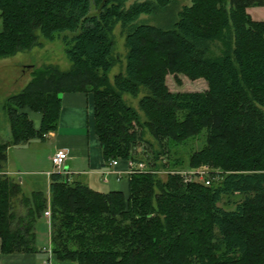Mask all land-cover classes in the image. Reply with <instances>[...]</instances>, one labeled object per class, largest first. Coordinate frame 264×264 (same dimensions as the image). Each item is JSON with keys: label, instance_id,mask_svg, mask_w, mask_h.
<instances>
[{"label": "trees", "instance_id": "obj_1", "mask_svg": "<svg viewBox=\"0 0 264 264\" xmlns=\"http://www.w3.org/2000/svg\"><path fill=\"white\" fill-rule=\"evenodd\" d=\"M128 1L0 0V58L59 39L71 65L33 70L3 105L10 137H0L1 253L39 251L36 224L49 209L48 242L59 261L264 264V20L246 11L264 0H188L166 27L139 19L175 0ZM117 23L127 53L111 81ZM168 75L205 89L171 91ZM141 89L143 118L123 99ZM63 92L92 93L104 166L136 159L143 142L152 147L146 133L159 147L154 161L169 144L204 134L188 167L208 165L210 184L179 171L161 178L148 156L149 169L128 175L126 193L93 189L66 171L50 172L48 192L25 186L6 172L7 151L56 129ZM26 108L41 113L38 129Z\"/></svg>", "mask_w": 264, "mask_h": 264}, {"label": "crops", "instance_id": "obj_2", "mask_svg": "<svg viewBox=\"0 0 264 264\" xmlns=\"http://www.w3.org/2000/svg\"><path fill=\"white\" fill-rule=\"evenodd\" d=\"M253 10V11H252ZM246 11L253 19L264 20V6L247 7ZM60 111L57 127L44 135L43 139H32L27 143L12 146L7 151L6 172L8 174L28 175L22 177L25 186L43 189L48 192L51 171L44 162H51L50 156L57 148L68 150L63 166L71 179L80 181L89 187L102 191L119 190L127 192L128 164L119 159L112 167L104 166L99 140L94 133V104L92 93L63 92L60 94ZM33 127L41 124V113L25 109ZM25 155L11 157L14 148ZM40 147V150H37ZM41 151V152H40ZM32 152V153H29ZM14 154V153H12ZM20 159V160H19ZM11 160L14 165L11 166ZM48 227V224H47ZM27 253H1L0 264H75L71 261H59L53 253L41 250Z\"/></svg>", "mask_w": 264, "mask_h": 264}, {"label": "rangeland", "instance_id": "obj_3", "mask_svg": "<svg viewBox=\"0 0 264 264\" xmlns=\"http://www.w3.org/2000/svg\"><path fill=\"white\" fill-rule=\"evenodd\" d=\"M132 1L134 0H129L127 5ZM187 2L188 0H175L169 9L159 10L153 15H141L139 20L157 24L163 27L169 26L172 17L174 19L178 9ZM125 33V29H122L119 23H117L112 30L111 37L114 42L113 54L115 56L116 62L108 74L111 81L114 74L124 71L127 53ZM40 41V46H35L29 51H22L8 57L0 58V137L3 139L4 137H10L9 124L3 109V105L8 97L21 91L32 79L33 70L43 68L44 66H54L60 71H67L71 68L70 62L65 57L63 43L61 40L57 39L49 42L43 38H40ZM178 77L180 78V83H177L172 75H168L166 77L167 85L171 91H201L205 89L204 82L201 80H190L183 75H179ZM143 93L144 91L141 89L136 97H132L128 94L123 95L125 102L134 107L138 111L141 118H143V115L138 108V99ZM144 136L147 140L152 142V147L149 146L148 143H141L135 148L136 156L137 158L142 159H146V157L149 156V158L152 159L156 165V173L161 178H165L167 174H170V172L172 173L174 171H186L193 169L188 167L189 156L193 151L198 150L204 144V134L191 137L182 143L169 144L165 148L167 155L163 154L156 161H154L152 157L153 150H158L159 147L148 133H146ZM37 150H40V147H37ZM12 153L10 156L15 158L20 157V155H25L24 150L19 151L17 147L14 148ZM10 163L11 166L14 165V161L11 160ZM171 166H174L178 170ZM204 166L209 168L208 165ZM44 167H47V169H49L51 172L55 170L51 162H44ZM10 175L18 177L20 176L21 178H26V176H28L18 174ZM47 228V222L43 219L38 221L36 224L38 241L40 242V245L46 247L49 244Z\"/></svg>", "mask_w": 264, "mask_h": 264}, {"label": "built area", "instance_id": "obj_4", "mask_svg": "<svg viewBox=\"0 0 264 264\" xmlns=\"http://www.w3.org/2000/svg\"><path fill=\"white\" fill-rule=\"evenodd\" d=\"M67 155H68V150L63 147L57 148L54 151V153L50 156L51 164L53 165L55 169L54 171L63 172V166L67 159ZM119 159H120L119 157L110 159L108 161L107 167H110L112 169V167H114L118 163ZM126 162L128 164V170H127L128 174L132 172H141V171L149 169V167L147 166L148 164L142 158H137V157L136 159L129 158V159H126ZM179 173L181 174V176H183V180L188 181V182L198 181V182L204 183L205 185H209L211 180L213 179L212 176H210L211 175L210 169L204 165L198 168H193V169H189L186 171H179ZM43 216L47 218L46 222L48 224V220L50 218L49 209L44 211ZM41 250L52 253V250L49 244L47 247L42 246ZM43 264H49V263L45 261Z\"/></svg>", "mask_w": 264, "mask_h": 264}]
</instances>
